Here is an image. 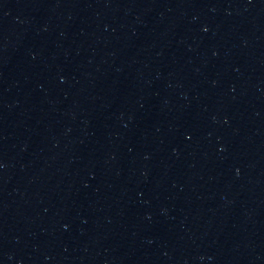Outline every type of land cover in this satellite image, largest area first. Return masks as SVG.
Segmentation results:
<instances>
[{
	"label": "water",
	"instance_id": "1",
	"mask_svg": "<svg viewBox=\"0 0 264 264\" xmlns=\"http://www.w3.org/2000/svg\"><path fill=\"white\" fill-rule=\"evenodd\" d=\"M190 264H264V0H121Z\"/></svg>",
	"mask_w": 264,
	"mask_h": 264
}]
</instances>
